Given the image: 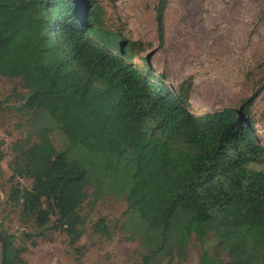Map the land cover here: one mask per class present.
<instances>
[{"label": "trees", "instance_id": "1", "mask_svg": "<svg viewBox=\"0 0 264 264\" xmlns=\"http://www.w3.org/2000/svg\"><path fill=\"white\" fill-rule=\"evenodd\" d=\"M168 1L155 7L161 43ZM92 3L0 0V77L24 90L11 104L23 123L9 170L31 184L14 183L9 204L36 236L60 232L74 247L80 208L111 196L126 205L121 230L137 264L184 261L193 239L198 264H264V145L248 119L259 91L238 110L194 115L188 81L173 90L147 58L136 68ZM92 231L111 238L103 217ZM0 245L1 264H27L7 233Z\"/></svg>", "mask_w": 264, "mask_h": 264}, {"label": "rangeland", "instance_id": "2", "mask_svg": "<svg viewBox=\"0 0 264 264\" xmlns=\"http://www.w3.org/2000/svg\"><path fill=\"white\" fill-rule=\"evenodd\" d=\"M92 2L96 23L128 45L130 62L136 68L146 71L147 58L152 72L161 74L173 90L188 81L184 89L189 87V109L194 115L238 110L243 100L259 91L248 119L264 145V0H169L162 43L155 20L157 0ZM23 92L19 79L0 77V232L23 249L27 264H137L138 246L126 240L121 230L123 200L107 196L94 207L84 203L80 208L83 234L74 247L60 232L36 236L34 228L21 221L19 209L9 204L14 183L31 185L30 181L12 180L9 170L10 147L22 137L19 125L23 123L11 104ZM51 138L57 150L64 147L61 132L52 133ZM101 217L111 231L110 239L92 231V223ZM210 247L215 251V246ZM201 252V245L193 239L185 260L174 259L170 264H198ZM223 258L228 260L225 254Z\"/></svg>", "mask_w": 264, "mask_h": 264}, {"label": "water", "instance_id": "3", "mask_svg": "<svg viewBox=\"0 0 264 264\" xmlns=\"http://www.w3.org/2000/svg\"><path fill=\"white\" fill-rule=\"evenodd\" d=\"M148 60V59H147Z\"/></svg>", "mask_w": 264, "mask_h": 264}]
</instances>
